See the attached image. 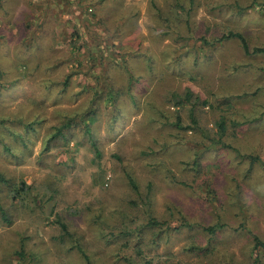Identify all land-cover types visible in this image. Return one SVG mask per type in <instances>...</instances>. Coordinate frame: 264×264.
<instances>
[{"label":"rangeland","instance_id":"rangeland-1","mask_svg":"<svg viewBox=\"0 0 264 264\" xmlns=\"http://www.w3.org/2000/svg\"><path fill=\"white\" fill-rule=\"evenodd\" d=\"M17 15L0 23V123L34 120L38 137L21 163L0 150V264H84L78 245L93 264H264V0ZM228 30L249 54L216 42Z\"/></svg>","mask_w":264,"mask_h":264},{"label":"trees","instance_id":"trees-1","mask_svg":"<svg viewBox=\"0 0 264 264\" xmlns=\"http://www.w3.org/2000/svg\"><path fill=\"white\" fill-rule=\"evenodd\" d=\"M191 3L192 2L190 1V4ZM112 33H114V31H112ZM230 38H235L238 40V42L241 45L245 54L250 53V47H249L248 41H247L246 37L244 36V34L241 32H235L232 30H228L226 33H223L221 36H219L217 38L216 42H220L224 39H230ZM204 43L208 45L209 42L207 40H204ZM252 51L262 52V51H264V49L263 48H255ZM187 99L189 100V93L188 92L185 95V101H188ZM18 116H20V115H16L15 117L13 116V119L17 118ZM3 117H6L8 122L12 119V116H10V115H4ZM20 117H22V116H20ZM92 119L87 121V124L89 122L91 123ZM0 124H1L0 127L3 130V133H0V150H1V152L3 154H5V157L9 158V160L14 161L16 163H21L24 160V158L26 157V155L31 153V145L30 144L32 143V137H34V142H35L36 138L38 137V134L35 135V133H34V130H35L34 120L26 121L25 123L20 124V129H17L16 127L11 126L10 123L8 124L7 122H4V121L1 122ZM218 125L220 126V129L223 130V128H224L223 124L219 123ZM35 131H37V130H35ZM57 131L61 133L60 128ZM55 138H57V135L53 134L51 137H47L44 139V145L40 151V154L49 150L48 149L49 148L48 142L51 139L54 140ZM96 153H97V151H96ZM100 171L103 172L101 169H99V172ZM124 176H125L128 184L130 185V187L134 191H138L139 186L136 183V180L125 170H124ZM0 182H4V179L2 176H0ZM23 182L25 183L24 180L22 181V184H23ZM149 185H150V183H149ZM148 191H150V189H148ZM149 196L150 195H148L147 197H149ZM0 209H1L2 219L7 220L5 212L3 211V209L1 207H0ZM183 219H185V218H183ZM183 219H181V220H183ZM57 223L61 229V234H60L61 239H63L64 236H66V237L68 236L69 239H71L73 244L76 246L77 242L73 241V240H75V236L70 232V229H68L67 223L64 221H60V220H58ZM148 223L150 225H154V227H157V229H159L160 231L164 229L163 226H161V227L159 226L161 223L154 217H150V221ZM182 224L185 226L187 223H185V221H183ZM187 225L192 226L190 224H187ZM218 227H219L218 225L214 224L211 226H203L201 228L205 232H207L209 234H213ZM79 242H80V240H79ZM254 242H255L256 247H259V246L264 247V243L258 237L254 238ZM77 251L81 255V257L84 261V264H93L90 261L89 255L86 253V251L83 248L79 247V245L77 246Z\"/></svg>","mask_w":264,"mask_h":264},{"label":"crops","instance_id":"crops-1","mask_svg":"<svg viewBox=\"0 0 264 264\" xmlns=\"http://www.w3.org/2000/svg\"><path fill=\"white\" fill-rule=\"evenodd\" d=\"M35 1L36 0H0V23H14L16 18L15 16L16 13H18L17 15L18 20H20L21 23H23V18L26 15V13L29 10H31L32 12L34 11ZM38 7L39 6H37V8ZM53 22H56L55 19H53ZM13 122L14 120L12 121V123ZM30 145H31V154H32L34 148V137H32V143Z\"/></svg>","mask_w":264,"mask_h":264}]
</instances>
